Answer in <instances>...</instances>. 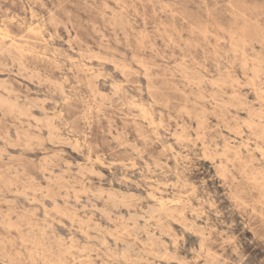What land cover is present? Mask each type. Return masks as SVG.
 <instances>
[{
	"label": "rangeland",
	"instance_id": "1",
	"mask_svg": "<svg viewBox=\"0 0 264 264\" xmlns=\"http://www.w3.org/2000/svg\"><path fill=\"white\" fill-rule=\"evenodd\" d=\"M0 264H264V0H0Z\"/></svg>",
	"mask_w": 264,
	"mask_h": 264
}]
</instances>
